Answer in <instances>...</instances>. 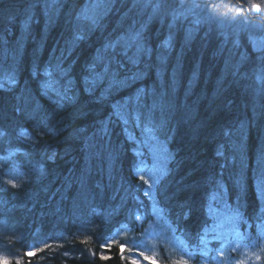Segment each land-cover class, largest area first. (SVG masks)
Masks as SVG:
<instances>
[{"label":"trees","instance_id":"obj_1","mask_svg":"<svg viewBox=\"0 0 264 264\" xmlns=\"http://www.w3.org/2000/svg\"><path fill=\"white\" fill-rule=\"evenodd\" d=\"M157 2L0 0V264H132L117 232L157 213L190 245L217 208L264 224V50L176 17L170 43Z\"/></svg>","mask_w":264,"mask_h":264},{"label":"rangeland","instance_id":"obj_2","mask_svg":"<svg viewBox=\"0 0 264 264\" xmlns=\"http://www.w3.org/2000/svg\"><path fill=\"white\" fill-rule=\"evenodd\" d=\"M159 2L160 6L166 5L164 0ZM170 12L172 14V10ZM232 18L226 13L220 15V23H217L229 34L238 35L244 28L238 26L237 21ZM196 22L198 23L197 19ZM201 24L204 23H199ZM250 35L254 48L264 50V38L252 33ZM149 138L153 140L152 136ZM149 154L151 159H143L138 172L153 189L163 171V149L152 148ZM213 218L215 222L206 236L194 245L175 236L159 213L138 238L130 235L127 229L117 232V236L123 237V250L129 249V257L138 264H153V261L160 264L163 263L162 260H168L172 264L181 260H186L188 264H240V261H244V264H264V224L256 225L255 230H252L249 224H238L234 213L223 214L218 208L214 209ZM257 256L260 258L257 259Z\"/></svg>","mask_w":264,"mask_h":264},{"label":"flooded vegetation","instance_id":"obj_3","mask_svg":"<svg viewBox=\"0 0 264 264\" xmlns=\"http://www.w3.org/2000/svg\"><path fill=\"white\" fill-rule=\"evenodd\" d=\"M156 2L157 0H152V4ZM164 3L166 5H161V7L170 6L173 8V21L165 22L168 25L166 39L170 43L173 42L175 33L179 29V25L174 22L175 17L178 20L182 19V23L179 24L186 30V34L190 35L194 34L199 23H220V15L228 13L233 16L232 19L237 21L238 26L244 28V31L236 35L235 41H237V44L234 45L241 49L242 45H239L238 40L242 39V44L246 48H252L255 52L260 51L254 48V43L250 40V34L264 38V10L257 11L253 7V5H261V8L264 9V0H164ZM151 11L150 14L152 13ZM161 27L162 29L165 27L163 23H161ZM245 52L243 49L242 53Z\"/></svg>","mask_w":264,"mask_h":264},{"label":"snow or ice","instance_id":"obj_4","mask_svg":"<svg viewBox=\"0 0 264 264\" xmlns=\"http://www.w3.org/2000/svg\"><path fill=\"white\" fill-rule=\"evenodd\" d=\"M253 7L256 8L257 11H262V10H264V9L261 8V5H253ZM77 38H78V39H82V37H77ZM108 47H113V45L110 43V44L108 45ZM138 47H139V50L142 51V52H147V51H148V49L145 48V47H143L142 45H140V46H138ZM2 87H3V85L0 84V88H2ZM261 164L264 165V154L261 155ZM261 177H262V179H261V181H260V183H261V191L264 192V170H262V172H261ZM140 179L143 180L144 177L141 176ZM34 254H35L34 252H30V253H29V255H34ZM102 258L107 259L108 257H102ZM259 258H260V257L257 256V259H259ZM149 259H150V258H149ZM5 264H7V262H5ZM132 264H138V262H137V261H133ZM153 264H155V261H153ZM176 264H188V262H187L186 260H181V261H179V262H176ZM240 264H244V261H240Z\"/></svg>","mask_w":264,"mask_h":264},{"label":"bare ground","instance_id":"obj_5","mask_svg":"<svg viewBox=\"0 0 264 264\" xmlns=\"http://www.w3.org/2000/svg\"><path fill=\"white\" fill-rule=\"evenodd\" d=\"M150 1H152V0H150Z\"/></svg>","mask_w":264,"mask_h":264}]
</instances>
